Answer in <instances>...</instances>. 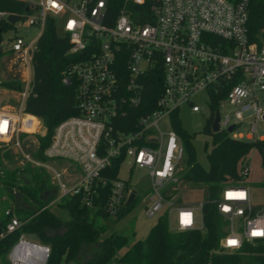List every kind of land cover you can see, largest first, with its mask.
Returning a JSON list of instances; mask_svg holds the SVG:
<instances>
[{"label":"built area","instance_id":"1","mask_svg":"<svg viewBox=\"0 0 264 264\" xmlns=\"http://www.w3.org/2000/svg\"><path fill=\"white\" fill-rule=\"evenodd\" d=\"M21 1L23 12L0 9V19L7 21V15L17 13L23 25L36 26L39 33L28 42L15 36L8 51L32 63L49 17L69 42L70 64L61 81L75 86L77 114L54 126L39 156L46 128L38 116L24 110L31 74L19 106L0 110V141L16 150L19 165L48 173L49 203L76 197L89 212L116 217L131 192L129 180L118 175L128 161L129 170L148 171L147 216L166 212L174 232L202 229L203 200L178 204L164 193L178 183L184 155L170 115L182 106L199 112V103H204L210 116L216 98L219 132L236 140L264 139L257 131L258 122L264 123V0L255 7L251 0H149L148 5L124 0L114 17L106 10V0ZM148 85H153L152 100H147ZM142 106L155 107L143 113ZM165 117L170 129L162 132L158 122ZM117 159L121 162L113 178L108 169ZM248 172L244 158L238 174L244 179ZM214 202L225 222L217 252H237L246 243L264 242V203L253 202L248 186L229 183ZM2 215L0 239L23 224L11 207ZM25 237L29 235L21 234L8 252L10 264H44L49 248ZM23 242L33 246L32 252H18Z\"/></svg>","mask_w":264,"mask_h":264},{"label":"trees","instance_id":"2","mask_svg":"<svg viewBox=\"0 0 264 264\" xmlns=\"http://www.w3.org/2000/svg\"><path fill=\"white\" fill-rule=\"evenodd\" d=\"M251 1L252 6H258V0ZM123 2L124 0H106L107 12L114 17ZM148 3L149 0H144V5ZM24 6L21 0H0V9L3 10L21 13ZM254 12L253 10V20ZM11 26L8 21L0 19L1 33ZM68 48V38L57 32L54 19L49 17L32 54V86L24 105L25 112L38 116L46 128L45 135L40 138L38 156L48 144L54 126L60 120L77 114L75 86L61 81L70 64ZM1 53L2 51L0 55ZM0 85L12 87L8 82ZM152 87L153 85L146 86L147 100L151 99ZM20 88L16 86V89ZM154 107L142 106L139 111L149 112ZM217 107V100L214 98L212 106H209L210 116L204 125V132L212 137V147L206 153V168L195 158L192 134L180 126L178 111L175 110L170 115L172 128L183 146L185 169L177 173L178 183L168 186L164 193L167 198H174L178 185L202 187V229L171 231L164 212L158 216L144 239L135 240L134 230L106 234L94 224V218L90 214H100L103 217L107 215L100 211L89 212L80 206L76 197H65L57 204L67 212L68 219H62L48 209V195L52 186L45 170L27 164L7 169L0 166V184L7 189L8 196L15 203L16 215H20L18 218L23 221L19 229L0 239V256L8 253L21 234H25L35 236L39 244L49 248L45 264H264V242L246 243L237 252H217L219 241L225 235V222L218 213L214 200L219 197L225 185L242 180L238 174V164L252 148L259 149L264 155V139L243 141L231 138L224 131L211 132ZM120 162V159L111 162L108 169L110 177H116ZM262 185L264 187V182ZM14 192L20 193L19 199H16ZM134 203L135 198L129 205L123 206L115 220H121ZM4 220L5 217L0 214V226ZM27 244L30 252L33 246ZM88 247L92 249L91 254L78 259L81 251Z\"/></svg>","mask_w":264,"mask_h":264},{"label":"rangeland","instance_id":"3","mask_svg":"<svg viewBox=\"0 0 264 264\" xmlns=\"http://www.w3.org/2000/svg\"><path fill=\"white\" fill-rule=\"evenodd\" d=\"M39 28L36 26H25L22 24V19L17 20L12 26L1 33V55H0V83H11L12 87L0 85V110L12 111L15 110L20 103V92L25 86L29 74L32 77V63L30 59H26L21 53H13L7 49L11 46V41L15 36H21L27 42L37 36ZM29 69V73H28ZM20 86V89H16ZM264 100V93L261 95ZM200 104L199 112H192L188 107L182 106L178 112L180 126L186 132L192 134L191 143L194 147L196 160L203 166L207 167L206 153L212 147L211 135L204 132V125L209 116V109L204 103ZM42 121V120H41ZM169 118L165 117L158 122V126L162 132H167L170 129ZM43 123V122H42ZM45 127V126H44ZM245 128V126H244ZM257 131L259 135H264V123L258 122ZM28 135V134H26ZM29 140L34 139L31 134L28 135ZM39 136V135H37ZM30 144V143H29ZM31 147L28 146L27 150ZM249 162L248 175L239 183H243L250 188L254 203H264V155L256 148H252L247 154ZM20 157L16 150L7 143L0 141V166L7 169L15 165H19ZM185 155L178 164L180 170H184ZM128 161L124 162L119 169V177L129 180L131 190L136 191L135 203L132 205L129 212L121 219L115 220L113 216L103 217L101 215L90 214L94 218V224L102 229L106 234L117 231L127 233L130 230L135 232V240H141L146 237L150 228L156 223L158 213L154 216L146 215V206L149 204L148 196L150 194V180L146 169L134 167L129 170ZM26 174V172H24ZM236 184V182H231ZM52 186V185H51ZM204 190L202 187H193L188 185L179 186L173 198L174 203L196 205L202 201ZM27 205V204H25ZM11 207L15 210V203L8 196L7 189L0 184V214L5 208ZM48 209L57 214L62 219H68L67 212L57 204L49 203ZM18 215V214H17ZM20 217V215L18 216ZM174 220V217H173ZM27 240L40 243L37 239L32 240L25 237ZM26 247V246H25ZM18 248L26 250L27 248ZM91 248H84L78 256V259H84L91 254ZM122 250L120 251V253ZM0 264H10L9 253L0 256ZM61 264H73L72 262Z\"/></svg>","mask_w":264,"mask_h":264},{"label":"water","instance_id":"4","mask_svg":"<svg viewBox=\"0 0 264 264\" xmlns=\"http://www.w3.org/2000/svg\"><path fill=\"white\" fill-rule=\"evenodd\" d=\"M19 19V14L17 13H10L9 15H7V21L11 24H13L14 22H16L17 20ZM0 34H1V30H0ZM0 51H1V47H0ZM218 121H219V112L218 110L215 111V114H214V119H213V122H212V125H211V131L213 133H217L219 132V128H218ZM232 126L228 128V131H231L232 130ZM26 183H27V180H26ZM15 196H16V199H19L20 197V193L18 192H14ZM136 196V191L135 190H131L127 200H126V205H129L132 200L135 198ZM29 238L32 239V240H35V236L33 235H29ZM46 258L44 259V264L46 262Z\"/></svg>","mask_w":264,"mask_h":264},{"label":"crops","instance_id":"5","mask_svg":"<svg viewBox=\"0 0 264 264\" xmlns=\"http://www.w3.org/2000/svg\"><path fill=\"white\" fill-rule=\"evenodd\" d=\"M246 159H247V157H246ZM26 246V247H25ZM27 248V251H29V246H28V244L27 243H21V245L19 246V248H21V249H23V248Z\"/></svg>","mask_w":264,"mask_h":264},{"label":"bare ground","instance_id":"6","mask_svg":"<svg viewBox=\"0 0 264 264\" xmlns=\"http://www.w3.org/2000/svg\"><path fill=\"white\" fill-rule=\"evenodd\" d=\"M33 249V248H32ZM32 249H31V251L30 252H32ZM38 256H40V254H37Z\"/></svg>","mask_w":264,"mask_h":264},{"label":"snow or ice","instance_id":"7","mask_svg":"<svg viewBox=\"0 0 264 264\" xmlns=\"http://www.w3.org/2000/svg\"><path fill=\"white\" fill-rule=\"evenodd\" d=\"M231 243H235V241H232Z\"/></svg>","mask_w":264,"mask_h":264}]
</instances>
